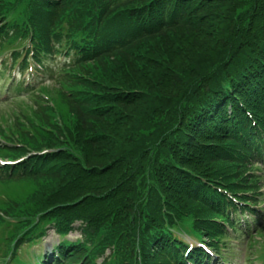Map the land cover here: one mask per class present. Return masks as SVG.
Segmentation results:
<instances>
[{
  "label": "trees",
  "instance_id": "obj_1",
  "mask_svg": "<svg viewBox=\"0 0 264 264\" xmlns=\"http://www.w3.org/2000/svg\"><path fill=\"white\" fill-rule=\"evenodd\" d=\"M0 60L52 83L16 88L32 116L0 128V156H27L0 166L4 252L82 221L37 264H207L176 231L217 253L263 234L264 0H0Z\"/></svg>",
  "mask_w": 264,
  "mask_h": 264
},
{
  "label": "rangeland",
  "instance_id": "obj_2",
  "mask_svg": "<svg viewBox=\"0 0 264 264\" xmlns=\"http://www.w3.org/2000/svg\"><path fill=\"white\" fill-rule=\"evenodd\" d=\"M66 59V56L59 55L53 59L50 60V63L52 65H58L62 64ZM31 76V72L27 73V78ZM49 84V87H51L52 83L51 81L47 82V85ZM7 91V90H6ZM51 92V91H50ZM16 92L11 91L10 95H14ZM4 95L0 96V126H3V128L7 131V133L11 136L15 133V125L18 123V121L25 120L24 113H28L32 116V111L34 109V103H30L26 105L23 108V112H20L18 109H16L14 102L11 101V99L3 97ZM47 96L49 98H53L54 92L48 93ZM3 97V98H1ZM20 98L25 101H29V97H25L24 95H21ZM48 104L52 105L53 100L51 101L48 99ZM60 123L61 119L58 118ZM38 121V119H36ZM12 137V136H11ZM14 138V137H13ZM261 167V165H260ZM256 173L260 174L262 176V184L263 187L260 189V192L263 194L260 195V197H264V167H261L260 169L255 170ZM264 204V201L263 203ZM262 204L260 206H262ZM260 210H264L263 207H258ZM51 224V223H46ZM80 236V232L75 231L69 235V238L75 239ZM258 236H261L262 239L260 240L261 243L264 241V233L261 234H255L253 235L254 240L252 237H250L249 241H246L244 237L239 235H235V237L238 239V241L235 239H225L226 242H222L221 248L224 249V253L229 257L231 264H261L260 256H262V253L264 252V249L262 247L259 248L258 243ZM186 240L189 242L190 238H186ZM257 241V242H256ZM59 242V236L53 231L50 230L48 235L40 242L32 245L30 249L35 251H42V252H49L52 247ZM250 243H253V246L250 245ZM239 244V246H237ZM263 245V244H262ZM110 250L107 249L106 253H108ZM27 258V257H26ZM101 259L98 260L100 262Z\"/></svg>",
  "mask_w": 264,
  "mask_h": 264
}]
</instances>
